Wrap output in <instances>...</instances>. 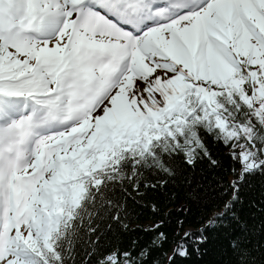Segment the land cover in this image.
<instances>
[{
	"label": "snow or ice",
	"instance_id": "6c2138e0",
	"mask_svg": "<svg viewBox=\"0 0 264 264\" xmlns=\"http://www.w3.org/2000/svg\"><path fill=\"white\" fill-rule=\"evenodd\" d=\"M264 0H0V264H264Z\"/></svg>",
	"mask_w": 264,
	"mask_h": 264
},
{
	"label": "trees",
	"instance_id": "16d2710c",
	"mask_svg": "<svg viewBox=\"0 0 264 264\" xmlns=\"http://www.w3.org/2000/svg\"><path fill=\"white\" fill-rule=\"evenodd\" d=\"M262 190L259 181L254 182L250 191L245 193V196L255 197L257 200L261 198Z\"/></svg>",
	"mask_w": 264,
	"mask_h": 264
}]
</instances>
